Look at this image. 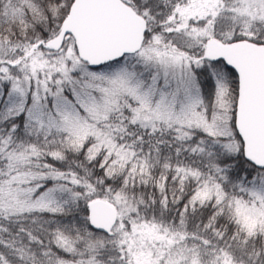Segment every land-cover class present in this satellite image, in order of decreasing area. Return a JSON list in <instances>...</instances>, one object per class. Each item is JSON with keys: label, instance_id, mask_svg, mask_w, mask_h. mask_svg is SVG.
Here are the masks:
<instances>
[{"label": "snow or ice", "instance_id": "snow-or-ice-1", "mask_svg": "<svg viewBox=\"0 0 264 264\" xmlns=\"http://www.w3.org/2000/svg\"><path fill=\"white\" fill-rule=\"evenodd\" d=\"M0 264H264V0H0Z\"/></svg>", "mask_w": 264, "mask_h": 264}]
</instances>
